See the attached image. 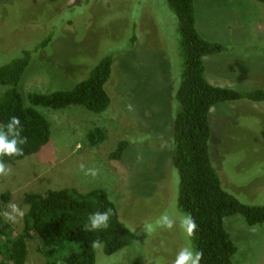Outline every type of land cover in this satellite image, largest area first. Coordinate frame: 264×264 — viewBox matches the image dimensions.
<instances>
[{
	"label": "rangeland",
	"instance_id": "rangeland-1",
	"mask_svg": "<svg viewBox=\"0 0 264 264\" xmlns=\"http://www.w3.org/2000/svg\"><path fill=\"white\" fill-rule=\"evenodd\" d=\"M194 3L201 35L225 47L206 56L208 81L241 91L264 88V4ZM132 24L135 44L130 46ZM47 37V44L36 49ZM23 50L31 51L18 87L25 93L71 88L87 77L91 64L113 53L112 102L100 113L81 105L38 107L50 121V140L14 165L3 164L10 170L0 173V195L9 194L3 219L20 230L23 215L12 206L24 214L23 197L29 191L101 187L137 239L111 255L95 248V264H175L183 252L195 258L191 237L181 227L187 215L177 205L179 175L165 139L174 115H169L171 86L175 79L178 85L183 69L178 20L166 1L0 0V65ZM220 104L211 110L212 164L226 190L243 202L264 205V104L246 99ZM93 126L106 133L96 146L86 139ZM121 139L129 141L127 149L121 160H110L108 153ZM164 216L171 228L157 224ZM224 224L237 247L232 261L264 264V223L248 227L240 216H230ZM38 247L36 237L28 240L25 264H45Z\"/></svg>",
	"mask_w": 264,
	"mask_h": 264
},
{
	"label": "trees",
	"instance_id": "trees-1",
	"mask_svg": "<svg viewBox=\"0 0 264 264\" xmlns=\"http://www.w3.org/2000/svg\"><path fill=\"white\" fill-rule=\"evenodd\" d=\"M165 1L178 20L183 64L178 85L175 79L171 86L169 115H174L171 131L165 137L170 144L171 164L179 175L177 205L196 224L191 240L195 256L201 254L197 264H235L232 256L237 247L224 219L240 216L248 227L263 224L264 205L243 202L222 186L210 156V148L216 155L213 152L211 110L219 103L241 99L264 104V88L241 91L210 83L206 78L205 58L224 51V45L201 35L194 0ZM256 1L264 4V0ZM132 27L130 46L135 44L134 24ZM48 41L47 37L35 48L43 47ZM30 60L31 51L23 50L20 56L0 65V90L4 87L0 92V130L7 139H15L21 149L20 154L0 156L2 164L14 165L39 152L49 142L50 121L38 107L64 109L81 105L94 113L111 107L109 81L113 53L105 54L95 65L91 64L93 66L84 73L85 76L89 72L87 77L82 76L84 79L71 88L50 92L32 90L25 93L18 88ZM222 104L219 106H224ZM13 116L19 118L20 125L14 126L9 133L7 126ZM105 138V130L100 126H93L86 132L90 146L102 143ZM22 139L24 143L20 144ZM128 145V140H119L108 158L121 160ZM8 196L7 191L0 195V264H25L27 242L33 236L39 241L37 250L45 264H95L94 241L100 242L103 254L111 255L137 239L120 219L117 204L104 188L80 191L75 187H64L42 193L26 192L23 201L27 209L18 232L1 214ZM105 212L109 213L107 228L85 230L90 215Z\"/></svg>",
	"mask_w": 264,
	"mask_h": 264
},
{
	"label": "clouds",
	"instance_id": "clouds-1",
	"mask_svg": "<svg viewBox=\"0 0 264 264\" xmlns=\"http://www.w3.org/2000/svg\"><path fill=\"white\" fill-rule=\"evenodd\" d=\"M16 125H20V120L18 117L13 116L11 118V124L8 125L9 133L12 132V128ZM24 140L22 139L20 141V144H23ZM17 141L15 139L9 140L5 136L2 130H0V156H12L16 154H20L21 149L17 146ZM83 168V166H81ZM7 171H10L9 169H6L2 163H0V173H6ZM93 175H95V172H92ZM12 209L14 212H16L18 215H23L22 212H19L16 209V206L13 205ZM7 215V214H6ZM8 219H14L13 216L8 215ZM108 221H109V213H95L89 216L88 218V224L85 225L86 231H95L101 228H107L108 227ZM157 224H164L167 227H172V221L167 217L164 216L161 218V220L157 221ZM181 227L185 230L187 236L191 237L194 230L196 229V224L191 219L190 216H186L182 218L181 220ZM149 231L153 229V225H148ZM100 242L94 241L92 243V247L99 248ZM201 254L197 253L195 258H193L191 252H183L178 257V259L175 261V264H197L198 260L200 259Z\"/></svg>",
	"mask_w": 264,
	"mask_h": 264
}]
</instances>
